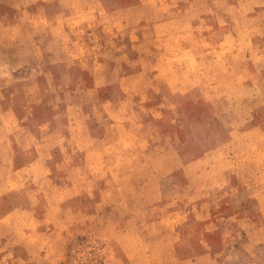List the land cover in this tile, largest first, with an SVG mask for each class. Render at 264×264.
I'll use <instances>...</instances> for the list:
<instances>
[{"label": "rangeland", "instance_id": "374dc122", "mask_svg": "<svg viewBox=\"0 0 264 264\" xmlns=\"http://www.w3.org/2000/svg\"><path fill=\"white\" fill-rule=\"evenodd\" d=\"M0 264H264V0H0Z\"/></svg>", "mask_w": 264, "mask_h": 264}]
</instances>
